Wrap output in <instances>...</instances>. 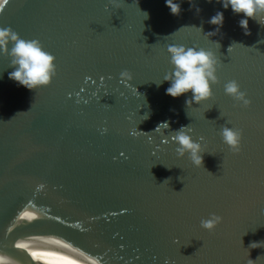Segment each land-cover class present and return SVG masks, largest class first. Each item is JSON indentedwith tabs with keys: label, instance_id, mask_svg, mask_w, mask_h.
<instances>
[{
	"label": "water",
	"instance_id": "1",
	"mask_svg": "<svg viewBox=\"0 0 264 264\" xmlns=\"http://www.w3.org/2000/svg\"><path fill=\"white\" fill-rule=\"evenodd\" d=\"M195 4L177 16L165 0L3 2L0 27L39 39L57 74L29 90L0 54V264H264V247H249L264 241V18L246 35L243 13ZM170 45L216 52L211 99L187 108L191 93L157 86ZM233 79L250 106L225 94ZM225 124L242 130L238 153ZM182 125L203 137V166L178 155ZM211 213L224 219L209 231Z\"/></svg>",
	"mask_w": 264,
	"mask_h": 264
},
{
	"label": "clouds",
	"instance_id": "2",
	"mask_svg": "<svg viewBox=\"0 0 264 264\" xmlns=\"http://www.w3.org/2000/svg\"><path fill=\"white\" fill-rule=\"evenodd\" d=\"M182 2L183 0H165L171 14L177 16L182 12ZM188 2L196 8L197 13L201 11L195 4V0H188ZM217 2L221 3L224 9L231 8L235 14L243 13L239 25L244 29L246 35L250 34L249 18H264V0H217ZM110 3L117 4L118 0H110ZM147 15L145 13V17ZM224 19V12L216 11L207 22L217 27L205 34L211 37L220 33ZM197 28L203 30L202 25ZM215 42L220 45L219 41ZM231 47L232 44L229 45V49ZM168 53L172 68L163 76L162 80L156 81L157 86L167 81L169 86L165 89V94L172 97L191 93L185 99L187 108L211 99L214 96L213 85L219 83L217 73L221 60L216 52L205 47L170 45ZM0 54L9 57V66L13 69L8 72L9 79L29 90L50 85L57 74L56 57L44 48L42 42L39 39L22 38L10 27H0ZM121 77L131 80L132 73L125 69L121 73ZM224 92L244 107H248L252 103L247 92L241 89L240 83L235 79L224 84ZM161 125L165 128L169 127L167 122H162L155 130H159ZM219 131L224 144L228 145L232 152L241 151L243 137L241 129L225 124ZM192 132L193 129L190 125H182L173 132V139L177 145L176 151L181 157L187 155L194 165L203 166V137L196 139ZM223 219L222 216L211 213L209 217L202 219L200 224L202 228L212 231L223 222ZM249 247H264V241H253ZM254 262L249 259V264H254Z\"/></svg>",
	"mask_w": 264,
	"mask_h": 264
},
{
	"label": "bare ground",
	"instance_id": "3",
	"mask_svg": "<svg viewBox=\"0 0 264 264\" xmlns=\"http://www.w3.org/2000/svg\"><path fill=\"white\" fill-rule=\"evenodd\" d=\"M3 2H4V0H0V7H1V5L3 4Z\"/></svg>",
	"mask_w": 264,
	"mask_h": 264
},
{
	"label": "snow or ice",
	"instance_id": "4",
	"mask_svg": "<svg viewBox=\"0 0 264 264\" xmlns=\"http://www.w3.org/2000/svg\"><path fill=\"white\" fill-rule=\"evenodd\" d=\"M5 3H7V0H4Z\"/></svg>",
	"mask_w": 264,
	"mask_h": 264
}]
</instances>
